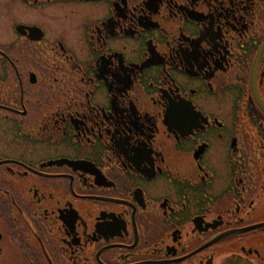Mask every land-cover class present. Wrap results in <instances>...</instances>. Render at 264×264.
<instances>
[{"label": "flooded vegetation", "instance_id": "obj_1", "mask_svg": "<svg viewBox=\"0 0 264 264\" xmlns=\"http://www.w3.org/2000/svg\"><path fill=\"white\" fill-rule=\"evenodd\" d=\"M0 264H264V0H0Z\"/></svg>", "mask_w": 264, "mask_h": 264}]
</instances>
